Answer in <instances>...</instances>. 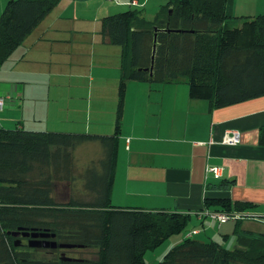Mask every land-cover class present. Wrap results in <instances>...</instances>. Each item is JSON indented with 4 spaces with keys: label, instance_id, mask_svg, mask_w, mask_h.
I'll use <instances>...</instances> for the list:
<instances>
[{
    "label": "trees",
    "instance_id": "1",
    "mask_svg": "<svg viewBox=\"0 0 264 264\" xmlns=\"http://www.w3.org/2000/svg\"><path fill=\"white\" fill-rule=\"evenodd\" d=\"M58 1L6 2L0 67ZM227 1L167 0L151 20L138 7L101 19L102 36L120 47L113 134L0 126V264H147L146 251L178 233L180 242L157 264H264V232L242 229L239 219L234 248L227 249L188 236V213L110 199L128 81H185L189 96L207 101L210 110L264 96V13L235 24ZM84 142L99 144V159L77 161L75 150ZM59 183L68 190L62 200ZM204 205L229 216L253 206L222 197H208Z\"/></svg>",
    "mask_w": 264,
    "mask_h": 264
},
{
    "label": "crops",
    "instance_id": "2",
    "mask_svg": "<svg viewBox=\"0 0 264 264\" xmlns=\"http://www.w3.org/2000/svg\"><path fill=\"white\" fill-rule=\"evenodd\" d=\"M130 1L59 0L0 67V95L7 98L0 111V126L15 123L27 130L42 125L47 131L113 134L120 47L102 36L100 19L121 11ZM4 3L0 0V9ZM227 13L250 17L264 13V0H230ZM79 43L89 48L81 50ZM50 54L56 67L48 72L68 79L64 85L57 83L56 92L46 87L39 63ZM84 60L90 62L81 72ZM144 85L150 86L127 82L111 201L116 197L122 206L188 213L193 227L186 232L199 240L220 242L235 234L229 220L220 223L211 218V208L204 205L208 197L259 205V210L250 208L244 215L260 222L258 218L264 217V96L210 110L207 101L192 99L180 82L158 83L148 89ZM143 88L144 95L137 97ZM42 96L53 100L55 117L50 118L49 108L36 105ZM50 120L56 126L46 128L44 123L50 124ZM232 129L239 130V143H223ZM97 150L98 157L91 159H99L102 148L97 146ZM210 165L222 167L221 178L206 172ZM119 167L122 182L116 190ZM215 223L218 231L214 236ZM243 223L242 229H250Z\"/></svg>",
    "mask_w": 264,
    "mask_h": 264
},
{
    "label": "rangeland",
    "instance_id": "3",
    "mask_svg": "<svg viewBox=\"0 0 264 264\" xmlns=\"http://www.w3.org/2000/svg\"><path fill=\"white\" fill-rule=\"evenodd\" d=\"M7 1L8 0H5V1L3 0V2H5L4 4H6ZM166 2H167V0H139V5L126 4V5H124L122 7L121 11H124V10H127V9H134L136 7L142 8L144 17L147 20H151V19H153L155 17V15L158 12L160 6L162 4H165ZM227 2L229 3L230 0H228ZM4 7H5V5H4ZM4 7H3V9H4ZM3 9H0L1 10L0 14L3 11ZM118 12H120V11H118ZM106 15H108V14H106ZM106 15H104V16H106ZM104 16H102V18ZM245 17L246 16H242L240 13H238V15L235 16V20H234L235 24H239L240 21L242 19H244ZM101 19H100V22H101ZM79 45L80 46H78V47L81 50H86V49L89 48V45H86V44H83V43H79ZM117 47H119V46H117ZM52 55L53 54H50V55L46 56L45 58H40V60H39L40 62L39 63L41 65V68H40L41 71L44 72V74L46 76V80H45L46 87L48 86L50 89H52L54 92H56L57 91V83L64 85L65 83L68 82V79H67V77H57L56 78L52 73L48 72L49 69L56 67V64L53 62ZM89 62H90V60H84L82 62V65H81V68H80L81 72H85L88 69ZM96 71H100V70L96 69ZM140 83H143V82H140ZM144 83L150 85V86L144 85L143 87L145 89H148V87H152L153 88V87H156L155 85H158V83L151 82V81H145ZM180 83H182V85H185L187 90H188L189 87H188L187 82L183 81V82H180ZM144 88L142 90H140V92L138 93L137 97L140 96V95H144V92H145ZM66 91H67V89L62 91V92L65 93ZM0 96L4 97L2 95H0ZM6 102H7V100L5 99V103ZM35 102H36V105H38V107L49 108L50 118L51 117H55V114L57 113V109L56 110L53 109V100L52 99L50 101L46 96H42V97L38 98L37 101H35ZM48 105H49V107H48ZM59 107H60V105L58 106V109H59ZM2 108L0 109V111L2 110ZM31 108L33 109L34 105H32ZM52 120H54V118H52ZM43 121H45V120H43ZM84 121H86V119ZM44 125H45L46 128L47 127H55L56 126V125H53V122H51V120H50V124H45L44 123ZM10 126L11 127H15L16 124L12 123ZM29 126H38V125H29ZM71 126H73V128H74L75 127V123H72ZM5 127H7V126H5ZM28 128H31L32 130H36V131H44V130H46V129H44L42 127V125H39V127H28ZM57 131H59V130H57ZM106 132H109V131H106ZM97 146L100 148L99 144H97L96 142H84V143L80 144L75 150V155H76L77 161L78 162H87L91 158H97L98 157V151H99V150H97ZM120 166H121V162H120ZM121 182H122V179H121V168L119 167L118 182H117V185H116V190L121 188ZM65 185H66L65 183H59V185H58V189H59V191H61V193H63V195H59V196H57V198H59L61 200L67 197V196L64 195L68 191ZM121 192L122 191H120L119 193H121ZM119 203H121L120 199H117L116 197H112V201H111L112 205L113 204L114 205H119ZM260 207L261 206L258 205V206L252 207V208H255L256 210H259ZM247 212H250V211H247ZM247 212H246V214H247ZM248 218H254V216L241 215V216H239L237 218H229L228 219L229 221L227 222V224L235 225V221L239 219L240 222H244L243 223L244 227H248V228H250V230H254L256 232H264V217L263 218L262 217L258 218V219L261 220L260 222L258 220H256V222H255L254 220H251V219H248ZM213 230L215 232L213 235L215 236L216 232L218 231L217 223H215L213 225ZM194 237H198V236L195 235ZM177 238L181 239L182 238V234L181 233L174 234L171 237H168L158 247L146 251L144 258H145V261L147 262V264H157L158 261L163 258L164 254L173 245H175L177 243V241H175ZM220 243L222 244L223 247H225L227 249L234 248L235 237L234 236H230V238L228 240L220 241ZM84 255L91 256V254H88V253H86Z\"/></svg>",
    "mask_w": 264,
    "mask_h": 264
},
{
    "label": "built area",
    "instance_id": "4",
    "mask_svg": "<svg viewBox=\"0 0 264 264\" xmlns=\"http://www.w3.org/2000/svg\"><path fill=\"white\" fill-rule=\"evenodd\" d=\"M130 4L138 5V1L137 0H131ZM5 99L7 100V98L0 96V109L4 105ZM222 141H223V143L228 144V145H236L237 143H239V130L232 129V130L228 131V133L224 136ZM206 172H211L212 176L215 179H219L222 176V167L210 165L207 167ZM209 214H210L211 218L216 219L220 223L226 222L229 218H237L238 216H240V214H238V213L229 216L225 213L218 212V211H212V210H210ZM188 236H190V233L188 234Z\"/></svg>",
    "mask_w": 264,
    "mask_h": 264
},
{
    "label": "water",
    "instance_id": "5",
    "mask_svg": "<svg viewBox=\"0 0 264 264\" xmlns=\"http://www.w3.org/2000/svg\"><path fill=\"white\" fill-rule=\"evenodd\" d=\"M153 54H154V45H153V49H152V56H151V65L153 63ZM151 68V67H150Z\"/></svg>",
    "mask_w": 264,
    "mask_h": 264
}]
</instances>
